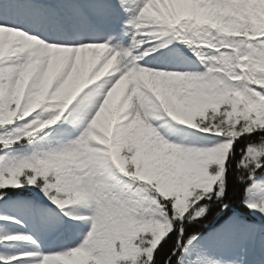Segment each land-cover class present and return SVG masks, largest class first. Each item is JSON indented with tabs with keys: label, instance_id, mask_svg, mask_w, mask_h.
Here are the masks:
<instances>
[{
	"label": "snow or ice",
	"instance_id": "1",
	"mask_svg": "<svg viewBox=\"0 0 264 264\" xmlns=\"http://www.w3.org/2000/svg\"><path fill=\"white\" fill-rule=\"evenodd\" d=\"M0 264H264V0H0Z\"/></svg>",
	"mask_w": 264,
	"mask_h": 264
}]
</instances>
